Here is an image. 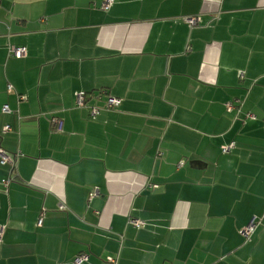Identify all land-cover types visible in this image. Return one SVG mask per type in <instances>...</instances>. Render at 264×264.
I'll return each mask as SVG.
<instances>
[{"label":"crops","instance_id":"1","mask_svg":"<svg viewBox=\"0 0 264 264\" xmlns=\"http://www.w3.org/2000/svg\"><path fill=\"white\" fill-rule=\"evenodd\" d=\"M102 2L0 0V264H264V0Z\"/></svg>","mask_w":264,"mask_h":264},{"label":"built area","instance_id":"2","mask_svg":"<svg viewBox=\"0 0 264 264\" xmlns=\"http://www.w3.org/2000/svg\"><path fill=\"white\" fill-rule=\"evenodd\" d=\"M114 4V0H103L102 2V6L104 9H109L112 5ZM186 21L189 22L191 25H197L198 23L201 22V18L199 16H194V17H188L186 18ZM10 54L11 55H15L17 57H22L26 54V48L22 47V48H16V47H10ZM11 88V87H10ZM105 91H103L104 93ZM119 99L116 97H112L110 96L108 99V106L111 107L117 103H119ZM78 103L80 105H84L85 104V97L82 93L78 94ZM233 108V105L229 106V110H231ZM4 112H11L10 108L8 106L4 107ZM99 112L98 108L93 107L91 109V114L93 116H95L97 113ZM52 123L54 126V129L56 131H62L63 130V120L60 117L54 116L52 118ZM6 129H9V126L6 127ZM232 149V145H226L223 147V151L224 152H229ZM0 156H1V162L2 163H6V162H13L14 161V156L11 154H8L7 152H5L2 148H0ZM10 181V179L4 180V183L7 185L8 182ZM99 192L96 191L95 194H98ZM130 223L133 224L136 227H141L143 222L140 219L131 217L130 218ZM42 224V218L39 220V225ZM258 222L255 221V218L252 219L249 224L247 226H245L244 230H243V234L245 236L246 241H250L251 236L253 234V232L255 231V229L258 226ZM4 232V226L0 225V241H1V237L2 234ZM86 260V254L81 253L77 258H76V263L81 264L82 262H84ZM109 261L114 264L116 259L114 257H109Z\"/></svg>","mask_w":264,"mask_h":264},{"label":"trees","instance_id":"3","mask_svg":"<svg viewBox=\"0 0 264 264\" xmlns=\"http://www.w3.org/2000/svg\"><path fill=\"white\" fill-rule=\"evenodd\" d=\"M255 221H257L256 219H255ZM258 222V221H257ZM259 223V222H258Z\"/></svg>","mask_w":264,"mask_h":264}]
</instances>
